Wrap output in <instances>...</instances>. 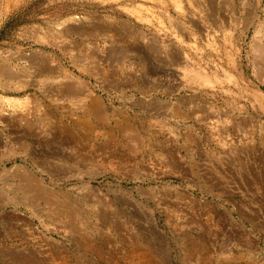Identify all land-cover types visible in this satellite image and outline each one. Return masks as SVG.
I'll return each instance as SVG.
<instances>
[{
	"label": "rangeland",
	"instance_id": "1",
	"mask_svg": "<svg viewBox=\"0 0 264 264\" xmlns=\"http://www.w3.org/2000/svg\"><path fill=\"white\" fill-rule=\"evenodd\" d=\"M263 39L264 0H0V264H264ZM85 94L139 139L71 122Z\"/></svg>",
	"mask_w": 264,
	"mask_h": 264
},
{
	"label": "bare ground",
	"instance_id": "2",
	"mask_svg": "<svg viewBox=\"0 0 264 264\" xmlns=\"http://www.w3.org/2000/svg\"><path fill=\"white\" fill-rule=\"evenodd\" d=\"M258 49L261 50L262 53L264 54V45L263 46H260ZM39 71H41V70H39ZM42 71L45 72L46 70L43 68ZM260 78H262L264 80V77L263 76H261ZM61 84L62 85L59 87V90H58V93L59 94H57L59 98H62V96H77V97H79V100L80 99L82 100V94H83L82 91L81 92L79 90L76 91L75 87H73L69 83H61ZM79 94H81V96ZM90 95L88 94L86 96V94H85V98H84L85 100L82 101V103L81 102L79 104L77 103V105H78L77 107H78V109H80L82 111V113L80 114L79 117H76V119L73 120V121H71V122H74V124H76L80 128H83L88 133L94 131V129H95L96 126L98 128H103V129H106L107 128L106 129V133H109L110 128H108L106 126L105 122H106V120L108 118L113 117V119H114V122H113L114 123V125H113L114 126V130H118L119 131V134H121L125 138L132 139V141L133 140L137 141L139 139V136H138L139 133H137L134 130V126H133V124H132V122L130 120L132 117L129 119V117H127V116H125L123 114H117L118 112L116 114H115V112H112L111 113L107 108H105V107L102 106V103L96 97H93V96H90ZM261 103H264V101H261ZM46 114H48V113H46ZM54 122H56V120ZM52 125L54 126L53 123H52ZM62 131H64V129ZM65 133H67V131ZM190 137H192V136L190 135ZM172 163H173V161H172ZM24 180H25V183H26L25 184L26 187L28 186V189L30 191H31V188H32V191L34 189H36V191H34V199L35 200H33V199H30L29 200L30 201V204L29 205L31 207H33L34 210L37 211V208L34 207L35 202H37L38 200H42V202L45 203V205L54 206L55 207V208L53 207L54 208V210H53L54 215H56L57 217L63 218V222L64 223H60V225L57 224V223H55V225H56V231L57 230L58 231H65V229H63V228H66V226H67L68 227V230L67 231H70V232L73 231L74 232V234L71 233L72 234L71 240L74 241V243H77L78 246H80V248L82 250H84V251L92 250L94 253H96V254H98L100 256L103 255L98 248H94L93 247V244L94 243L92 244V242H89V239L87 237H85L84 234L78 232L77 231V228H74V227H76V226H74L75 225V215L76 214L78 215V213H77L76 210H74V209H72V208L69 207V205H70V199L65 195V193H61L60 191H57L58 189H56L57 192H55V191H51L50 188H44V187H42V184L37 183L36 180H34L33 178H31L30 176L28 177V174L25 176ZM20 187H22V186H20ZM28 189L26 188L27 191H28ZM43 189H46V190L44 191ZM96 215L97 214H94L93 217H95ZM79 219H80L79 221H80V223L82 225L86 224V226H89V225H87L86 220H84L83 218H82L83 220L81 218H79ZM110 221L112 222L111 225H116L117 222H118L116 219H112ZM102 222L105 223L104 220H102ZM141 249L142 248H140V250ZM140 250L138 248H135V249H133L130 252L129 255L130 256H136V255H138L136 257L137 258H140V259L146 258V260H145V263H146V261H148V258H149V256L151 254L149 252L146 253L145 251H143V250L140 251ZM60 255L64 256V255H66V252L62 249ZM133 258H135V257H133ZM131 263H132V261H131Z\"/></svg>",
	"mask_w": 264,
	"mask_h": 264
}]
</instances>
